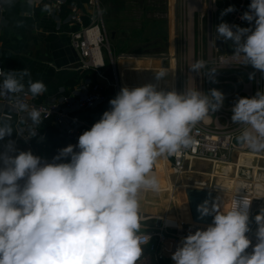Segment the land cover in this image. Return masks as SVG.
I'll return each instance as SVG.
<instances>
[{
  "label": "clouds",
  "instance_id": "clouds-1",
  "mask_svg": "<svg viewBox=\"0 0 264 264\" xmlns=\"http://www.w3.org/2000/svg\"><path fill=\"white\" fill-rule=\"evenodd\" d=\"M248 9L240 19L254 21V28L221 22L211 41L231 40L232 58L264 73V0H251ZM235 10L229 6L221 18ZM42 11L51 14L52 7L45 4ZM206 67L204 60L190 65L197 74ZM215 72L208 68L206 75ZM164 75L157 73V79ZM0 77V97L8 98L13 111L27 113L33 126L40 125L41 110L19 94L37 97L46 85L33 81L28 69L0 70ZM224 99L217 89L178 93L157 90L154 84L125 86L109 101L110 110L52 162L30 150L11 155L17 150L9 140L0 153V264H137L147 242L139 234L140 195L160 190L154 165L192 148L193 128L218 111ZM232 113V121L243 125L238 143L264 152V91L239 98ZM13 131L11 122L0 118V140ZM29 132V138L37 134L35 127ZM250 203L244 196L223 210L217 203L209 208L208 201L199 205L201 217L213 216L212 224L183 239L172 255L175 264H264V211L255 217L257 243L246 252L252 243L246 236Z\"/></svg>",
  "mask_w": 264,
  "mask_h": 264
},
{
  "label": "built area",
  "instance_id": "built-area-1",
  "mask_svg": "<svg viewBox=\"0 0 264 264\" xmlns=\"http://www.w3.org/2000/svg\"><path fill=\"white\" fill-rule=\"evenodd\" d=\"M34 7H41L48 4L52 7L49 16L56 21L60 30L62 24L68 22L78 25L79 29L71 33V44L78 54L77 68L82 69L86 74L92 72L95 76L103 78L95 80L91 74L82 75L75 83L62 86L58 91L46 97L41 95L32 97L31 94L24 96L19 94L20 98L31 106L41 110L42 123L33 126L27 113H17V131L19 137L25 142L26 146L34 150H43L49 147L47 124L50 123L61 136L69 138L74 145L78 143V138L85 131L90 130L96 122L82 120L79 113L85 110H93L106 102V88L113 85L117 94L121 90V85L117 75L116 57L111 47V34L106 27L104 13L98 14L102 8L100 0H89L87 12L84 13L78 9L64 15V9L68 6L70 0H28ZM244 3L251 0H242ZM201 0L197 1V5ZM216 4V0H213ZM4 5L0 0V10ZM240 19V18H239ZM238 18L231 21L230 25L240 24ZM193 22L188 19L181 26L184 32L176 40V49L174 54H163L162 60L169 61V58L175 62V68L172 72L170 82L164 86L165 91L175 89L182 93L187 89L197 88L199 91L208 93V88L220 90L224 94L223 106L214 113H209L207 119L198 123L192 131L196 141L192 148L183 150L179 154L166 156L170 166L178 174L185 171V168L192 169L193 163L197 160L210 162H234V165L241 163L239 158L241 154H264V152H253L246 147H242L236 137L240 134L243 125L235 124L231 117L232 107L241 97L251 98L257 91H261L263 84V74L254 69L250 64H240L232 58L233 52H227L225 49L217 48L211 41L215 37L212 30V39L208 37L207 48L196 45ZM192 28V29H191ZM235 30V29H233ZM233 48V42H225ZM198 60L207 62V67L202 69L199 74L190 69V65ZM111 69V80L105 75L106 69ZM168 68V67H166ZM208 68H215L216 72L209 77L206 75ZM0 70L6 72L1 60ZM254 73L253 78H249ZM3 78L0 77V83ZM0 106L10 107V101L6 97H0ZM35 127L36 136L30 137L29 129ZM78 151L79 149H75ZM237 170V168H236ZM253 168L242 164L239 171L244 182L242 189L246 192L252 191L255 174ZM206 188L207 186H199ZM208 189V188H207ZM215 197L217 190H213ZM216 200V198H215ZM147 241L141 247L142 256L137 264H173L172 260L166 254V245L168 243V231L165 227H151L139 233ZM247 252V251H246ZM248 253V252H247Z\"/></svg>",
  "mask_w": 264,
  "mask_h": 264
},
{
  "label": "crops",
  "instance_id": "crops-1",
  "mask_svg": "<svg viewBox=\"0 0 264 264\" xmlns=\"http://www.w3.org/2000/svg\"><path fill=\"white\" fill-rule=\"evenodd\" d=\"M88 3L89 0H70L68 6L64 9L63 14L66 15L73 9H78L86 13ZM149 5L150 6L148 7H153L151 6V3ZM148 7L143 8L141 5L138 6V18L140 21H142V18H145L144 11H151ZM42 9L43 6L34 7L28 0H12L11 5L4 3L2 10H0V53L6 72L8 70H30L31 79L33 81H42L46 85L47 91L41 95L42 97H46L55 94L60 87L73 84L80 79L76 65L77 55L71 44V33L79 29V26L65 22L59 30L56 21H54L47 12L42 11ZM153 11L157 14V8L155 5ZM165 15L167 17L166 19H169L170 28L167 40V51H162L160 53L139 51L135 54L126 55L124 53L119 54L121 51L118 49V52L116 51L117 49H115L114 55L116 57L117 75L121 88L124 87L121 84L122 62L120 63V61L122 57L138 56L137 59L144 61L155 60L158 62L157 65L161 69L162 67H170L174 70L175 63L172 61L173 59H171L173 55L169 58L168 66L163 65L165 61H163L161 57L165 53L174 54L175 50L172 49V46L176 49V39L174 40V35H172V14L165 12ZM148 20H150L152 29L156 24L162 22L161 19H151V17H149ZM21 21L23 22V25L18 27V22ZM109 23H111V21H109ZM245 26L248 28L247 23ZM145 27H147V24H140L139 30H145ZM109 31L111 34V42L112 40L115 42L117 38L121 36L120 31L117 28L110 29ZM143 49L145 50L146 48ZM148 57H150V59H144ZM126 72V76H129L130 73L132 74V83L134 82L133 84L135 87L152 84L151 82L147 83L146 80L140 77L136 71ZM84 74L86 73L83 72L82 75ZM89 74H91L95 80L103 79L95 76L92 72H88L86 75ZM105 75L109 80L114 76L109 68L106 69ZM158 87L157 90L159 89ZM261 91H264V79ZM106 95V102L96 109L80 112V118L90 122H98L103 113L110 110L111 106L109 101L117 95L116 88L113 85H108L106 88ZM0 118L9 120L14 128L11 136H6L3 140H0V153L5 151L4 146L9 140H12L15 141V148L17 151L10 153L11 155H17L19 151L30 150L33 155L41 157L42 160L52 162L54 154L50 156L48 154V148L43 150L39 149L34 152V150L29 149L25 142L19 137L17 131V118L12 109L0 106ZM57 151L58 149L55 148V152ZM159 160L160 161L154 166L153 171L160 180V190L158 192L145 190L140 195V231L155 226L165 227L169 235V240L166 245L168 246V248L166 247V254L168 258H171L177 248L182 246L180 239L185 238L189 234H194L197 230H206L207 226L212 224L213 216L207 218L205 216L201 217L199 213H190L189 210H187L186 195L190 192L189 188L195 185L191 186L190 184H187L188 186L179 187V185H181L179 181H176V179L171 177L172 174H174V176L175 173L178 174L176 170H174V168L165 160H162L161 158ZM239 161L241 163L239 164V170L237 173L235 172V175H232L234 172L228 168H224L222 169L221 174L212 179L211 187L221 192H217V196L215 197L216 203L221 205V210H223V205H230L233 198L240 200L244 196L247 198L251 197L248 199L251 202L248 209L250 230L246 233V236L252 242L246 251L251 253L254 245L257 243L256 233L259 227L255 217L264 211V154L261 156H251L246 154L241 156ZM59 162H70V158L63 159ZM242 164L254 169L253 174H255L256 178L254 180L252 191L249 192L238 189L239 186L242 187L244 184L241 180L242 176L239 173ZM2 166V163H0V167ZM229 176H232L233 179ZM230 182H233V184ZM19 183L23 184L24 181L22 180ZM224 192L230 194V199L227 200L228 196H225ZM178 197L180 200L179 205L178 202H176ZM201 204H203V202H201L200 205ZM162 211L166 212L162 213ZM175 212L180 213L181 215L178 216L174 214ZM184 226H186V228H184ZM187 226H190L193 229H188Z\"/></svg>",
  "mask_w": 264,
  "mask_h": 264
},
{
  "label": "rangeland",
  "instance_id": "rangeland-1",
  "mask_svg": "<svg viewBox=\"0 0 264 264\" xmlns=\"http://www.w3.org/2000/svg\"><path fill=\"white\" fill-rule=\"evenodd\" d=\"M101 4L104 9V19L106 22L107 28L115 29L117 28L120 31L121 36L117 38L115 42H111V47L113 53L115 54L116 51H121L119 54H126L131 55L137 52H162L167 51L168 48V37H169V19H166L165 12L172 14V22H173V32L174 40H180V36L184 34L181 30V26L184 25V22L188 19L189 21L193 22L194 26V34L196 39V45H202L204 49L207 48L208 37H209V14H212V30L215 33V27L219 25L221 22H227L231 24V21L238 18L241 20L239 25L242 28H247L245 24L247 23L248 27L254 28V21L250 24L248 21L239 19L245 11H248V6L251 3L248 1L244 3L242 0H216V4L213 3V0H201L200 4H194V0H100ZM191 2V4H190ZM104 3V4H103ZM157 8V11H153V7ZM141 5L143 8H150L151 11H144L145 18H142V21L138 18V6ZM200 5V6H199ZM199 8H198V7ZM229 6H234L235 11L228 13L227 15L221 18V12L228 8ZM171 8V10H170ZM195 8V9H194ZM194 9V10H193ZM166 10V11H165ZM193 10V12H191ZM160 11V12H159ZM159 12V13H158ZM142 14V13H141ZM143 15V14H142ZM151 19H161L162 22L160 24H156L155 27L152 29L150 25ZM167 20V21H165ZM111 21V23H109ZM140 24H147L146 29L139 30ZM158 25V26H157ZM192 29V28H191ZM119 45V46H118ZM176 47V45H175ZM141 48V49H139ZM143 48H146L145 50ZM174 49V46H172ZM138 56H126L122 57L120 63L122 62L123 67H131L136 65H148L151 64L152 60H140L137 59ZM156 58V57H153ZM144 59H150L144 58ZM159 59V58H156ZM125 82L128 86H133L134 82L132 78V74L130 73L129 76L124 77ZM213 89L212 87L208 88V90ZM160 160H158L159 162ZM208 163V164H206ZM213 162L210 161H200L197 160L193 163L192 172L190 175L192 176L193 180L186 181L183 180V174H172L171 177L179 181L180 184H190L192 185L194 180H202L205 182H209L208 174H205L206 171L210 169L211 166L215 165L212 164ZM157 164V163H156ZM155 164V165H156ZM208 165V166H207ZM235 169V168H234ZM186 170H189L185 168ZM196 170V172H194ZM201 170V171H198ZM175 172V171H174ZM204 173V174H203ZM177 175V176H176ZM235 175V172L232 173ZM181 179H180V177ZM194 176V177H193ZM208 180V181H207ZM211 180V179H210ZM190 192L186 195V202H187V210L191 213H199L198 206L201 202L208 201V207L211 208L215 201V195L213 190L207 188H197L195 186L189 188ZM264 192V191H263ZM262 192V193H263ZM261 193V194H262ZM173 205V204H172ZM166 211H162L164 213ZM174 214L180 216V213L175 212ZM200 214V213H199ZM206 218L209 216H205ZM186 228V226H184ZM188 229H193L190 226H187ZM177 239V238H175ZM184 238H181L180 241L182 242ZM168 248V246H167ZM172 260L171 258H169ZM173 263H175L172 260Z\"/></svg>",
  "mask_w": 264,
  "mask_h": 264
},
{
  "label": "bare ground",
  "instance_id": "bare-ground-1",
  "mask_svg": "<svg viewBox=\"0 0 264 264\" xmlns=\"http://www.w3.org/2000/svg\"><path fill=\"white\" fill-rule=\"evenodd\" d=\"M192 1V0H191ZM197 1L199 0H194V4L196 3L197 4ZM191 4V2H190ZM200 6V5H199ZM198 7V6H197ZM199 8V7H198ZM194 10V9H193ZM193 10H191V12H193ZM173 61V60H172ZM174 62V61H173ZM158 62H156L155 60L151 63V64H148V65H136V66H131V67H123L122 68V86H127L129 88H134L135 86H128L125 82V75H126V71L130 72V71H136L137 74L144 78L146 80L147 83H152L154 85H157V87L159 88L158 90H161L162 88H164V86L166 84H168L172 78V72L173 70L168 67H162V69L157 65ZM175 63V62H174ZM171 69V70H170ZM126 72V73H125ZM157 73H165V75L163 77H160L159 79H157ZM170 80V81H169ZM164 90V89H163ZM243 155H246L244 153L241 154V156ZM248 155H251V156H261L262 154H248ZM162 160H165L166 162H168V160L166 159V157H162L161 158ZM205 162V161H204ZM169 163V162H168ZM234 162H223V161H219V162H213L212 164H215L213 166L210 167V169L208 171L205 172V174H208L209 178V182H205V181H202V180H194L193 184L192 185H199V186H207L206 188L210 189V190H217L215 188H212L211 186V182H212V179L215 177V176H218L219 174H221L222 172V169L224 168H228L229 170H231L232 172H236L239 170L237 165H234L233 164ZM170 164V163H169ZM208 164V163H206ZM155 166V165H154ZM208 166V165H207ZM235 168V169H234ZM237 168V170H236ZM154 169V168H153ZM198 171H201V170H198ZM190 172H192V169L190 170H186V172H182L183 176V180H185L184 182L186 181H190V180H193L192 176L190 175ZM196 172V170L194 171ZM204 174V173H203ZM179 175V174H178ZM180 177V176H179ZM194 177V176H193ZM230 178H232V176H229ZM181 179V177H180ZM211 179V180H210ZM233 179V178H232ZM207 180V181H208ZM231 184H233V182H230ZM191 185V186H192ZM183 186H188L186 183L184 184H181L179 185V187H183ZM217 192H219L217 190ZM221 193V192H219ZM225 196H228L227 197V200L230 199L229 197V193H225ZM251 198V197H249ZM247 198V199H249ZM179 197H178V200L176 202H178V205H179ZM174 264V263H173Z\"/></svg>",
  "mask_w": 264,
  "mask_h": 264
},
{
  "label": "trees",
  "instance_id": "trees-1",
  "mask_svg": "<svg viewBox=\"0 0 264 264\" xmlns=\"http://www.w3.org/2000/svg\"><path fill=\"white\" fill-rule=\"evenodd\" d=\"M47 131H48V142H49L48 154L50 156H52L53 154L54 156H56L60 149H63L64 147H67L70 144L74 145L69 138L61 136L58 133V131L53 126H51L50 123L47 124ZM55 148L58 149L57 152H55Z\"/></svg>",
  "mask_w": 264,
  "mask_h": 264
},
{
  "label": "water",
  "instance_id": "water-1",
  "mask_svg": "<svg viewBox=\"0 0 264 264\" xmlns=\"http://www.w3.org/2000/svg\"><path fill=\"white\" fill-rule=\"evenodd\" d=\"M209 39L210 40L212 39V14L211 13L209 14ZM215 45H216L217 48L225 49L227 52H233L234 51L233 48H231L228 44L225 43V41L223 40V38L216 39L215 40ZM74 51L76 52L75 49H74ZM76 55H77V59H78L77 52H76ZM163 65L164 66H168L169 65L168 60H166L163 63ZM77 71H78V76L80 78L82 76L83 71L80 68H77Z\"/></svg>",
  "mask_w": 264,
  "mask_h": 264
}]
</instances>
